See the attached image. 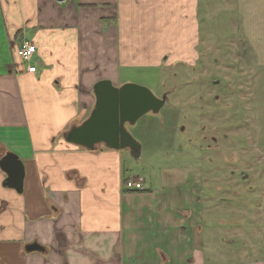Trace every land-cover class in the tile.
Wrapping results in <instances>:
<instances>
[{"label":"crops","instance_id":"0c3cea01","mask_svg":"<svg viewBox=\"0 0 264 264\" xmlns=\"http://www.w3.org/2000/svg\"><path fill=\"white\" fill-rule=\"evenodd\" d=\"M205 2L214 0H0V158L13 152L25 167L22 192L0 167V264H264L263 254L221 261L200 245L201 168H168L160 188L136 189L129 149L64 137L90 115L98 81L197 66ZM237 12L264 70V0H237ZM24 39L37 46L36 73L17 54ZM143 130L130 129L153 146Z\"/></svg>","mask_w":264,"mask_h":264},{"label":"rangeland","instance_id":"374dc122","mask_svg":"<svg viewBox=\"0 0 264 264\" xmlns=\"http://www.w3.org/2000/svg\"><path fill=\"white\" fill-rule=\"evenodd\" d=\"M205 6L199 64L131 82L167 101L136 122L153 146L128 156L125 173L157 189L165 169L201 168L200 245L221 261L264 256V70L243 35L237 0ZM169 107L176 119L161 118Z\"/></svg>","mask_w":264,"mask_h":264},{"label":"water","instance_id":"95a60500","mask_svg":"<svg viewBox=\"0 0 264 264\" xmlns=\"http://www.w3.org/2000/svg\"><path fill=\"white\" fill-rule=\"evenodd\" d=\"M96 103L90 115L80 124L72 125L64 137L68 142L95 149L103 143L113 149H129L139 158L142 144L128 128L148 112L159 113L167 101V95L158 97L147 86L137 83L114 85L103 79L94 85ZM0 167L7 173L4 185L23 191L25 167L20 157L7 152L0 158ZM30 249H43L37 243L27 246Z\"/></svg>","mask_w":264,"mask_h":264},{"label":"built area","instance_id":"2783aa9c","mask_svg":"<svg viewBox=\"0 0 264 264\" xmlns=\"http://www.w3.org/2000/svg\"><path fill=\"white\" fill-rule=\"evenodd\" d=\"M75 1V0H56L58 4H66L68 2ZM37 52V46L36 44L29 40V39H24L20 46L17 49V54L18 56L26 62L27 65V71L30 73H36L37 72V67L32 63L33 58ZM144 183L145 179L142 177H137L134 182H133V187L136 189H143L144 188Z\"/></svg>","mask_w":264,"mask_h":264}]
</instances>
